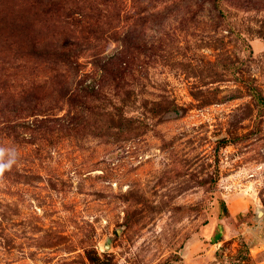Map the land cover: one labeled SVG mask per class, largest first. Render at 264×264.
I'll use <instances>...</instances> for the list:
<instances>
[{
	"label": "rangeland",
	"instance_id": "374dc122",
	"mask_svg": "<svg viewBox=\"0 0 264 264\" xmlns=\"http://www.w3.org/2000/svg\"><path fill=\"white\" fill-rule=\"evenodd\" d=\"M0 150V264H264V0H0Z\"/></svg>",
	"mask_w": 264,
	"mask_h": 264
},
{
	"label": "clouds",
	"instance_id": "9594fccd",
	"mask_svg": "<svg viewBox=\"0 0 264 264\" xmlns=\"http://www.w3.org/2000/svg\"><path fill=\"white\" fill-rule=\"evenodd\" d=\"M0 154H2V150H0ZM5 170H6L5 166L2 163H0V180L3 179V174Z\"/></svg>",
	"mask_w": 264,
	"mask_h": 264
},
{
	"label": "trees",
	"instance_id": "16d2710c",
	"mask_svg": "<svg viewBox=\"0 0 264 264\" xmlns=\"http://www.w3.org/2000/svg\"><path fill=\"white\" fill-rule=\"evenodd\" d=\"M220 238V236H218V238L217 239H219Z\"/></svg>",
	"mask_w": 264,
	"mask_h": 264
}]
</instances>
